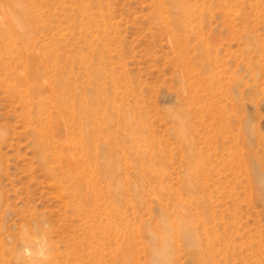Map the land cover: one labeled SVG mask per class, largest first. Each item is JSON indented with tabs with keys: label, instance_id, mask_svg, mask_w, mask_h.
<instances>
[{
	"label": "rangeland",
	"instance_id": "374dc122",
	"mask_svg": "<svg viewBox=\"0 0 264 264\" xmlns=\"http://www.w3.org/2000/svg\"><path fill=\"white\" fill-rule=\"evenodd\" d=\"M173 4L0 0L9 264H264V0Z\"/></svg>",
	"mask_w": 264,
	"mask_h": 264
},
{
	"label": "bare ground",
	"instance_id": "6f19581e",
	"mask_svg": "<svg viewBox=\"0 0 264 264\" xmlns=\"http://www.w3.org/2000/svg\"><path fill=\"white\" fill-rule=\"evenodd\" d=\"M165 1L171 2V3H174L175 4L177 0H165ZM40 107L42 108L43 105H40ZM48 123H51V120H49ZM44 134L37 135V138H38V142H39L40 148H41V151H39L40 158L44 162H47V159L49 157H51V155L53 156L54 154L51 151L48 152V149L51 148V141H48V138L50 137V133H46L45 132ZM86 135L89 136L88 133ZM46 150H47V152H46ZM69 165H70V163H69ZM77 166L79 167V164H78V161L76 160L75 163H74L73 169H74V167L76 169ZM76 178H79V176L77 175ZM79 185H80L81 195L82 196L85 195V197H86L89 194V183H88V181H85L83 179H80L79 180ZM0 199H1V196H0ZM5 242H6L5 239H1L0 238V261H2L1 264H9L10 263V260H11V257L9 256V255H11L10 254V247ZM5 245H7V246H5ZM37 254H38V256H37L38 259H40V257H41L42 254L39 253V252ZM31 264H41V263H31Z\"/></svg>",
	"mask_w": 264,
	"mask_h": 264
}]
</instances>
